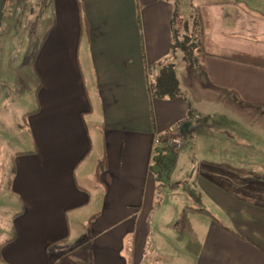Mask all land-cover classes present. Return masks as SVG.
<instances>
[{"label":"crops","instance_id":"obj_1","mask_svg":"<svg viewBox=\"0 0 264 264\" xmlns=\"http://www.w3.org/2000/svg\"><path fill=\"white\" fill-rule=\"evenodd\" d=\"M240 1L202 10L207 45L231 54L204 56L197 93L176 74L192 118L153 99L152 122L146 68L169 54L172 0H37L30 66L0 47L2 264H264V68L229 59L264 57V0Z\"/></svg>","mask_w":264,"mask_h":264},{"label":"rangeland","instance_id":"obj_2","mask_svg":"<svg viewBox=\"0 0 264 264\" xmlns=\"http://www.w3.org/2000/svg\"><path fill=\"white\" fill-rule=\"evenodd\" d=\"M174 1L175 0H172V3ZM216 1L220 0H176V7L180 14L179 21L177 19V22L181 35H184L185 30L191 32L193 30V24L196 15L202 14V10H204L205 5ZM240 2V0H233V3H239L238 6L240 8H243V5ZM12 3V5H10L9 3L6 4L3 9V13L6 15V18H4L2 25L0 26V47L4 48V54L6 58L10 57L8 60L12 62H15L18 57H20L21 53H23L24 56L25 51H29V56L27 57V60L30 66L32 55L35 54L36 44V36L33 37L32 33L36 26V20L38 15L37 13L40 11V7L37 4V0H30V3L29 0H14ZM33 49L34 51H32ZM205 50L209 53H216L222 55L231 54L228 53L226 50H221L209 45H207ZM174 64L177 77L181 82L182 87H188L189 89L197 93L198 87L203 83L201 72L198 71L195 67L188 68L186 63L182 59L181 53H177L176 59L174 60ZM31 95L32 94L30 91L29 97H31ZM208 108H216L218 110H221L224 108V106L216 105V107ZM258 137L260 138L257 139ZM258 137L256 138V140H258L256 142L264 140V136ZM185 149H190L189 145H185ZM1 152L2 151L0 150V158L2 154ZM262 152L264 153V150ZM258 157H264V154L258 155ZM9 169L10 166L8 159H0V183H3L7 178L9 174ZM162 189L163 186H161V190ZM6 209H8V212H12L11 208H8L7 206L3 205L0 206V211L2 213L5 212ZM9 236L10 230L6 222V215L0 214V242H4L9 238ZM85 252V250L78 251L76 255L79 256L81 253L85 254ZM0 264H2L1 261Z\"/></svg>","mask_w":264,"mask_h":264},{"label":"trees","instance_id":"obj_3","mask_svg":"<svg viewBox=\"0 0 264 264\" xmlns=\"http://www.w3.org/2000/svg\"><path fill=\"white\" fill-rule=\"evenodd\" d=\"M175 2V3H174ZM173 3V13L172 19L170 21V32H171V45L169 54L163 58L161 61L151 64L146 68V83L148 89V95L150 100V117L153 122V114H152V105L151 102L153 99L156 100H172L175 98H183V100L187 103L188 108L185 115V120H189L193 116V111L189 106V102L187 97L181 92L179 88L178 79L176 77V70L174 60L176 59L177 53L182 54V59L186 63L188 68H198L202 69V59L208 52L205 50L207 47V41L204 36V21L206 19V14L202 12V14L196 15L195 21L193 24V30L188 32L185 30L184 35L182 36L180 33V29L178 26L177 19L179 21L180 14L176 7V0ZM9 3V2H8ZM6 3V4H8ZM10 4V3H9ZM11 5V4H10ZM8 6V5H7ZM229 59L241 62L244 64H249L257 67L264 68V57L261 56H251L248 54H235L230 56ZM196 121L203 122L204 119L197 118ZM180 124V123H179ZM172 157H167L163 159L159 157L156 161L162 165H171ZM104 158H102L97 164V170H102L105 168ZM156 163V164H157ZM219 167L232 170V171H241L242 170H234L231 167L225 165H218ZM97 174V173H96ZM160 185L158 183L159 191ZM160 193L156 194V202L154 206L159 204L160 201ZM196 212L202 213L204 215L212 218L216 223L220 224L219 220L212 215L211 213L201 210V209H193ZM183 210L180 211L178 215L177 222L175 227L177 230H180L183 223ZM1 248V246H0ZM65 264H72V261L67 260L66 257H62L61 259Z\"/></svg>","mask_w":264,"mask_h":264},{"label":"built area","instance_id":"obj_4","mask_svg":"<svg viewBox=\"0 0 264 264\" xmlns=\"http://www.w3.org/2000/svg\"><path fill=\"white\" fill-rule=\"evenodd\" d=\"M183 136L179 133H170L165 140L163 148L160 149V155L163 157H170L176 154L182 146Z\"/></svg>","mask_w":264,"mask_h":264},{"label":"water","instance_id":"obj_5","mask_svg":"<svg viewBox=\"0 0 264 264\" xmlns=\"http://www.w3.org/2000/svg\"><path fill=\"white\" fill-rule=\"evenodd\" d=\"M188 126H189V123H188V122H187V123H184V124L182 125V127H181L180 133H181V134H184L185 132H187V130H188Z\"/></svg>","mask_w":264,"mask_h":264}]
</instances>
